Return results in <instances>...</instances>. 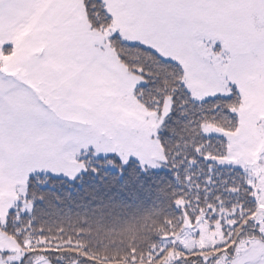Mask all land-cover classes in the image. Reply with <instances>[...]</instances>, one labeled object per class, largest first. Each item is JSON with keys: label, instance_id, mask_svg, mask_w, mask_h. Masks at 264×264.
Masks as SVG:
<instances>
[{"label": "rangeland", "instance_id": "rangeland-1", "mask_svg": "<svg viewBox=\"0 0 264 264\" xmlns=\"http://www.w3.org/2000/svg\"><path fill=\"white\" fill-rule=\"evenodd\" d=\"M103 1L113 23L96 29L82 0H0V221L34 173L72 178L111 154L163 167L156 135L170 101L159 111L139 102L141 78L110 41L118 33L179 63L193 98L226 95L231 86L242 98L232 131L206 125L205 132L227 140L219 163L249 176L252 221L236 235L242 225L233 210L203 212L165 235L154 253L168 251L165 262L194 252L201 264H264V0ZM22 255L0 229V264ZM25 260L50 264L40 254Z\"/></svg>", "mask_w": 264, "mask_h": 264}, {"label": "trees", "instance_id": "trees-1", "mask_svg": "<svg viewBox=\"0 0 264 264\" xmlns=\"http://www.w3.org/2000/svg\"><path fill=\"white\" fill-rule=\"evenodd\" d=\"M82 2L92 28L112 25L103 0ZM110 41L125 69L141 78L134 89L139 102L159 111L170 101L156 135L164 165L147 168L135 159L121 163L111 154L72 178L29 175L0 221V229L23 251L12 264H26L30 254H40L50 264H201L194 252L165 262L168 251L154 250L165 235L178 233L184 220L193 222L203 212L210 216L233 210L242 225L236 235L252 221L257 201L249 176L239 167L220 164L227 140L205 132L206 125L225 132L235 128V108L242 99L238 89L231 86L229 94L197 100L185 86L179 63L151 47L126 42L118 33ZM106 161L118 168L100 165ZM215 252L214 257L220 253Z\"/></svg>", "mask_w": 264, "mask_h": 264}]
</instances>
